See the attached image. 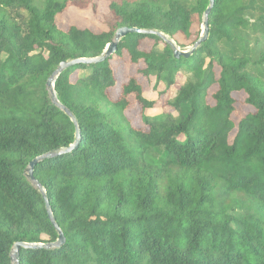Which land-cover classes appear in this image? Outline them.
Returning <instances> with one entry per match:
<instances>
[{"label":"trees","instance_id":"16d2710c","mask_svg":"<svg viewBox=\"0 0 264 264\" xmlns=\"http://www.w3.org/2000/svg\"><path fill=\"white\" fill-rule=\"evenodd\" d=\"M105 0H0V264H264V0H214L207 40L187 58L154 35L131 34L96 65H75L46 82L59 64L95 58L118 28L154 30L193 45L208 0H106L105 31L57 25L70 7ZM178 37L182 39L179 42ZM146 40L154 45L141 49ZM191 41V42H190ZM140 62L141 74L167 90L173 111L144 116L154 102L130 75L116 85L110 62ZM76 75L75 82L72 76ZM214 88L213 93L210 90ZM246 114L232 120L237 97ZM133 96L146 130L125 116ZM234 133L232 141L230 135Z\"/></svg>","mask_w":264,"mask_h":264},{"label":"rangeland","instance_id":"374dc122","mask_svg":"<svg viewBox=\"0 0 264 264\" xmlns=\"http://www.w3.org/2000/svg\"><path fill=\"white\" fill-rule=\"evenodd\" d=\"M108 12V2L100 1L97 4L96 9H93L91 6L87 8H76L70 7L64 13L60 14L57 17V25L63 29L67 30L71 25H77L79 27H85L91 30L94 33H99L101 31H105L107 28L104 24V17ZM201 25L194 26L192 28L193 36L191 41L196 39V36H200L201 34ZM173 43L178 47L181 51H186L190 49L193 45H189L187 47H179L173 39H170ZM179 42H182V39L178 37ZM190 41V42H191ZM154 44L146 40L142 43L141 49L150 50ZM111 68L114 73V79L116 80V85L110 89H108V95L112 100H115L121 90V85L124 84L130 75L136 77L143 88V96L148 101H153L154 106L147 113H144V116H153L155 114L167 113L171 112L175 114L171 109L166 105V100L173 98L176 93L177 85L184 83L185 77L181 74L177 78V84L171 87L169 90L165 88L164 85L156 83L154 77H145L141 74V70H143L144 66L140 62L138 65H131L127 59V57H123L121 59L114 58L110 62ZM76 75L72 76V81L75 82ZM215 91L214 88L210 90L211 93ZM244 96L239 95L237 97V102L235 104V112L232 115V120L236 123L242 116L246 114V106H243L242 100ZM129 106L125 110V116L128 119L130 126L136 129L146 130V126L142 121L140 108L134 102V97L130 96L127 98ZM147 114V115H146ZM234 133L230 135L229 141H232Z\"/></svg>","mask_w":264,"mask_h":264},{"label":"water","instance_id":"95a60500","mask_svg":"<svg viewBox=\"0 0 264 264\" xmlns=\"http://www.w3.org/2000/svg\"><path fill=\"white\" fill-rule=\"evenodd\" d=\"M208 3H209L208 7L206 8V10L204 11L203 16H202L201 34H200L199 38L197 39V41L193 44V46L186 51H181L178 47H176V45L173 43V41L170 40L169 37L163 35L162 33L158 32V31L140 30V29H136V28L122 27V28H118L115 31L113 40L106 46L105 50L99 56H97L95 58H88V59H85V58L75 59V60H71V61L62 62L59 64L58 68L48 78V80L46 82V88L49 91V95L52 99L53 104L55 106H57L65 115H67L70 118L71 122L74 124V126H75V139H74V143L71 146H69L66 149L60 150L58 155L70 152L72 149H74L77 146L78 141L80 139V130H79V127L77 125L75 118L62 104L59 103V101L56 98V95L54 92V82L58 78V76L61 73H63L65 70H67L68 68L75 66V65H96V64H100V63L106 61L107 59H109L110 57H112L115 54L118 43L122 39H124L126 36L131 35V34L145 35V36L154 35V36L160 38L164 43L168 44L171 47V49L173 50V57L175 59H178L180 57L187 58L196 50V48H198L208 38V31H209L208 17H209V14L213 8L214 0H208ZM54 155L55 154H53V153H48V154H45L43 156L35 158L34 160H32L28 164V167L24 170V175H25L26 179L32 185H34L35 188H37L39 190V192L41 193L43 201H44V208H45V212L47 214V218L49 219V221L51 222V224L55 228V230L58 234V238L54 243H51V244H27V243H19V242L14 243L12 248L10 249V252H9V259H10V262L12 264H19V261H18L19 249L58 248L59 246H61L65 242L64 235L54 220L51 207L49 205L48 200L46 199V193H45L44 189H42L40 184L33 177V169L37 165V163L42 161V160L53 157Z\"/></svg>","mask_w":264,"mask_h":264}]
</instances>
